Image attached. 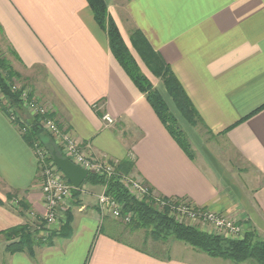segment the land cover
Masks as SVG:
<instances>
[{
    "label": "crops",
    "instance_id": "obj_1",
    "mask_svg": "<svg viewBox=\"0 0 264 264\" xmlns=\"http://www.w3.org/2000/svg\"><path fill=\"white\" fill-rule=\"evenodd\" d=\"M105 2L164 99L170 96L163 82L153 78L132 45L135 31L171 66L202 117L199 133L177 115L194 159L119 64L87 0H0V46H7L15 71L42 78L33 97L94 157L116 165L129 159L134 164L129 175L155 196L184 199L264 238V0ZM105 113L114 125H105ZM18 115L22 122L32 120L26 110ZM232 156L244 164L234 165ZM104 188L84 183L79 205H71V237H58L34 254L8 253L1 232L40 224L46 206L35 149L0 107V264L246 263L211 257L187 244L173 253L172 245L163 252L122 239L98 206ZM149 241L145 236L143 243Z\"/></svg>",
    "mask_w": 264,
    "mask_h": 264
},
{
    "label": "trees",
    "instance_id": "obj_2",
    "mask_svg": "<svg viewBox=\"0 0 264 264\" xmlns=\"http://www.w3.org/2000/svg\"><path fill=\"white\" fill-rule=\"evenodd\" d=\"M87 1L93 11L97 24L106 31L109 38L110 49L119 64L134 82L136 87L146 95L151 106L172 137L184 152L190 158L194 159V150L192 149L186 131L181 127L177 114L171 111L166 99H164L150 78L143 72L137 59L125 43L116 22L110 15L105 0ZM131 41L134 49L137 51L148 70L153 76L159 78L163 82L180 117L192 127H197L199 125L205 126L202 117L171 66L151 47L148 40L140 31H135L132 34ZM15 79L22 80L23 76L14 70L11 60L4 56L0 46V93L5 100V102H0V107L8 112L9 116L11 113L17 115L15 123L23 130L24 139L31 147L35 148L36 145L45 147L49 153L48 158L52 161L54 160V152L60 157L65 158L61 146L55 141V138L43 128L41 116L32 117V120L27 121V123L22 122L18 112L25 110L21 96L22 92L25 91L27 87L22 86L20 89H14ZM29 96L31 99H35L33 97V92H30ZM10 109H12L11 112ZM50 116L52 117L51 113ZM133 166L134 164L131 160L124 159L116 165V174L111 178L106 179L103 176L89 173L85 182L106 186L107 193L120 203L122 213L133 214V218L130 224H128L132 231L146 229L147 238H151L156 242L166 243L173 238L211 257L231 260L235 263L253 260L258 264H264V240L255 231L246 232L241 239H233L226 235L211 233L202 230L197 225L176 220L169 215V208L160 210L156 206V200L176 202L177 200L185 201L184 199L167 198L155 196L154 194V196L150 194V197L144 200L135 198L126 185L121 182V177L129 175ZM81 189L82 188L74 189L72 200V205L74 206L80 203ZM19 205L24 209H29L26 204L20 201ZM194 208L198 207L194 206ZM72 223L73 211L72 207H70L66 213L65 219L60 222L58 228H49L45 219L42 218L40 224L36 226L21 224L4 230L1 233L4 234L7 239L5 250L11 254L17 252L34 254L37 247L54 245L55 239L58 237H71L73 234Z\"/></svg>",
    "mask_w": 264,
    "mask_h": 264
},
{
    "label": "built area",
    "instance_id": "obj_3",
    "mask_svg": "<svg viewBox=\"0 0 264 264\" xmlns=\"http://www.w3.org/2000/svg\"><path fill=\"white\" fill-rule=\"evenodd\" d=\"M16 89V87H14ZM23 105L27 112L33 117L41 116V124L43 128L49 132L55 141L61 146L62 152L66 158L70 159L74 164L86 169L89 173L100 175L106 179L111 178L116 174V164L107 159H99L94 157L90 150L81 146L77 140L68 132L63 131L59 124L50 116L49 110L35 99H31L28 91H23L21 96ZM4 101V97L0 96V102ZM12 109H10V112ZM103 121L106 126L114 125L115 119L108 113L103 115ZM10 119L15 122L17 115L11 113ZM35 154L38 160V167L40 177L42 180V191L44 195V202L46 206V213L44 216L47 226L49 228L57 226L65 219L66 213L72 205L73 192L75 187L68 181L65 174L57 167L54 160H49L48 150L40 145H36ZM121 182L126 185L131 194L141 198L145 195H150L151 189L144 182L137 178L126 175L121 177ZM104 191L98 196V206L101 212L113 218H121L125 223L131 222L133 215L123 214L122 207L111 195ZM187 204V203H186ZM188 206V205H187ZM183 208L188 211L187 207ZM189 210V215L195 221H200L203 227H206L211 233H218L217 229L225 232L224 235L233 238L241 239L245 232L243 227L236 221L227 216L216 214L207 211L203 208H192ZM182 212V209L179 208ZM180 222H183L182 220ZM216 229V230H215ZM222 234V233H221ZM264 240V239H263Z\"/></svg>",
    "mask_w": 264,
    "mask_h": 264
},
{
    "label": "rangeland",
    "instance_id": "obj_4",
    "mask_svg": "<svg viewBox=\"0 0 264 264\" xmlns=\"http://www.w3.org/2000/svg\"><path fill=\"white\" fill-rule=\"evenodd\" d=\"M1 42H2V40L0 38V44H1ZM1 48H2V52H3L4 56L6 58H8L9 60H11V62H12L13 57L11 56V54H10L7 46L4 45V43H3L1 45ZM35 74L36 73L30 72V71L24 72L23 79L22 80H18V79H15L14 80V85H15L14 87H16V89H20L22 86H26L27 87L26 91H28L29 93L32 92L31 91L32 88L37 89V90L38 89L41 90V87H42L41 86L42 85L41 79L42 78H40V76H37ZM153 78L156 80V77L153 76ZM22 94H23V92H22ZM0 96L2 97V94L1 93H0ZM167 103L170 106L171 111L173 113H175V114L177 113V115L180 116V114H179L177 108L175 107V104H174V102L172 101L171 98L167 99ZM24 109H25V107H24ZM181 119H182V117H181ZM181 127L185 130V128L183 127L182 124H181ZM194 128L199 133H201L202 130L204 129L202 127V125H199V126L194 127ZM219 153L222 155L223 158H225V157L228 156L224 152L223 153L222 152H219ZM225 159H227V158H225ZM231 160L234 163V165L236 164V166H238V167L240 165H243L244 164L242 160H240L239 158H237L235 156L234 157L232 156ZM241 176H242V179H240L241 182L243 184L244 183L247 184V182H249L248 181V175L242 174ZM86 184H89V182H87ZM150 194H151V196H154L152 190H151V193ZM133 196L135 198H137L138 200H144V199L150 197V195H145V196H143L141 198L137 197L136 195H133ZM156 201H157L156 202V206L160 210L169 208L170 209L169 210V215L172 216V217H174L176 220H178V221H181L182 220L185 223L192 224V225H197V226H199L204 231L209 230L208 228H206V227H209V226L203 227V225H202V223H200V221H195L196 219H193L192 216L189 215L188 212H190L189 210L191 209V207H189V206H192V205L189 204V202H187V201H178V200L176 202H167V201H164V200H156ZM186 206L188 207L187 208L188 211H184L183 210V208H186ZM179 208L182 209V212L179 211ZM192 208H193V206H192ZM130 214H132V213H130ZM106 218L109 219V221L112 222V224L114 225L115 232L117 233L118 236H120L122 239L127 240V241H130V242H132V243H134V244H136L138 246L146 247V248H149V249H152V250H156V249L158 250L159 249L158 251H161L162 250L164 252V250L169 249L171 247V245H172V252L173 253L179 252V249L181 247L178 248V246H185V243L175 241L174 239H170L164 245L162 242H155L151 238H149L150 239L149 243L148 244H144L143 243V240H144L145 236H147V230L146 229H138V230L132 231L131 228L128 225V224H130V222L125 223L123 221V219H121V218H113L110 215H107ZM217 231L220 232V234L222 233V235L225 234V232L223 230H221V229L220 230L217 229ZM262 239H264V238L262 237ZM245 264H258V263L255 262V261H253V260H248V261H246Z\"/></svg>",
    "mask_w": 264,
    "mask_h": 264
},
{
    "label": "water",
    "instance_id": "obj_5",
    "mask_svg": "<svg viewBox=\"0 0 264 264\" xmlns=\"http://www.w3.org/2000/svg\"><path fill=\"white\" fill-rule=\"evenodd\" d=\"M53 155L55 164L65 174L70 183L75 188H82L89 176V172L74 164L70 159L60 157L56 152Z\"/></svg>",
    "mask_w": 264,
    "mask_h": 264
}]
</instances>
